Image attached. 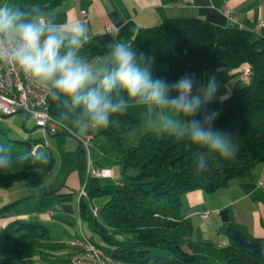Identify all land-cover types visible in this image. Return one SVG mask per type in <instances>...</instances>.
Listing matches in <instances>:
<instances>
[{
  "label": "trees",
  "instance_id": "16d2710c",
  "mask_svg": "<svg viewBox=\"0 0 264 264\" xmlns=\"http://www.w3.org/2000/svg\"><path fill=\"white\" fill-rule=\"evenodd\" d=\"M63 1L15 0L12 4L43 14ZM131 43L154 57L153 75L169 82L186 73L196 76L210 68L251 69L249 85L234 88L223 103L208 105L209 109L220 110L214 127L233 136L238 152L233 160L212 157L207 170L197 171L194 152L199 150L187 148L184 141L174 137L147 133L136 146L124 148L126 133L143 125L145 120L126 111L116 117L118 125L101 130L114 160L121 165L120 177L116 182L81 190L84 194L79 193L77 202L79 220L98 234L107 248L93 242L96 246L125 262L264 264V237H248L236 225L228 224L226 245L198 242L192 236L191 219L182 213V196L186 192L201 189L212 193L232 179L250 177L255 166L264 163V37L251 38L250 31L242 27L222 26L196 17H176L139 28ZM106 50L107 47H96L84 56L93 59ZM48 107L50 115L65 126L54 134H74L71 126L59 118L66 106L48 98ZM0 144L10 149L13 157L35 153L33 145L43 146L42 140L25 144L10 140L1 128ZM54 165L50 152L46 164H34L30 158L17 163L0 171V188L8 189L16 183L49 175ZM132 169L135 171L130 173ZM95 197H105L106 201L96 208L91 203ZM6 209L0 208V216ZM2 241L7 252L4 262L8 263L30 261L25 258L28 251L68 256L73 251L67 253L66 248L70 247L66 241H52L50 229L40 221L23 217L11 220L3 228Z\"/></svg>",
  "mask_w": 264,
  "mask_h": 264
},
{
  "label": "clouds",
  "instance_id": "9594fccd",
  "mask_svg": "<svg viewBox=\"0 0 264 264\" xmlns=\"http://www.w3.org/2000/svg\"><path fill=\"white\" fill-rule=\"evenodd\" d=\"M113 27L111 42L102 56L90 59L81 50L92 39L89 26L80 19L71 24L58 22L35 10L32 12L4 0L0 3V63L19 69L41 88L51 101L66 106L59 118L77 135L107 129L126 113L129 102L145 109L144 124L157 135L184 141L195 148L197 171H205L212 157L236 158L238 148L231 134L214 127L220 110L209 109L213 102L228 97L218 95L215 74L198 83L194 74H184L173 82L153 75L154 57L119 38ZM31 159L46 164L43 150L13 157L0 144V171Z\"/></svg>",
  "mask_w": 264,
  "mask_h": 264
},
{
  "label": "crops",
  "instance_id": "0c3cea01",
  "mask_svg": "<svg viewBox=\"0 0 264 264\" xmlns=\"http://www.w3.org/2000/svg\"><path fill=\"white\" fill-rule=\"evenodd\" d=\"M226 7L229 8L232 18L226 16ZM81 10L86 11L85 17L82 16ZM43 15L53 17L58 22L67 21L71 24L74 20L80 19L88 24L92 39L81 50L82 55L96 47H107V44L112 40L109 32L113 27L120 29V39L132 42L139 28L158 25L167 18L176 17H196L222 26L242 27L250 31L251 38L264 37V28L259 26V22L264 20V0H64L57 7L45 11ZM241 70V67L210 68L195 77L198 83H205L210 75L215 74L220 83L218 95L228 97L234 88L241 87L245 81H248L241 76ZM127 112L145 118V109L131 101ZM142 127L144 128L140 129L144 131H138V136L147 133L156 135L148 131L145 124ZM79 145L82 146L80 141ZM114 162L118 167L117 170L113 169L116 175L111 178L113 180L111 183L119 179V173L122 170L121 165L116 160ZM90 166L99 168L101 165L96 161H91L89 154L84 167L87 172L84 186L81 187V174L73 172L66 177L61 191L76 190L79 192L99 186V180L104 178L96 177L90 173ZM262 171H264V163L256 165L250 177L232 179L225 187L212 193L195 189L182 196V213L191 219L192 236L196 241L211 242L219 246L226 245L228 240L225 228L228 224L236 225L248 237H264V190L256 186V179ZM49 175L39 177H50ZM90 175L95 176V180H91ZM45 196L47 195H42L40 198ZM212 209L218 210V213L209 221L200 219L199 214L202 211ZM50 210L53 212L52 215L48 214ZM40 215L43 221H50L55 212L53 209H48ZM58 215L62 218L61 213L55 216ZM22 216L23 214L19 213H4L3 216H0V230H3L11 220ZM78 237L79 235L67 236L68 239L61 241L67 242ZM69 251H71L70 248L67 253ZM44 255L52 256L51 259L56 260L52 261L54 263L66 262L69 258L67 254L48 253ZM6 257V249L4 250L0 244V264H17L4 262ZM23 264L36 263L30 260Z\"/></svg>",
  "mask_w": 264,
  "mask_h": 264
},
{
  "label": "rangeland",
  "instance_id": "374dc122",
  "mask_svg": "<svg viewBox=\"0 0 264 264\" xmlns=\"http://www.w3.org/2000/svg\"><path fill=\"white\" fill-rule=\"evenodd\" d=\"M15 0H8L13 3ZM2 0L0 3H3ZM250 80L245 81L242 85H249ZM141 126V127H140ZM124 136L123 147L128 148L136 146L141 138L138 136V131H144L140 128V125ZM0 128L7 133L10 140H16L20 143L36 142L42 140L43 146L38 150H43L48 156L50 152L54 158V170L50 173V177H44L39 179L34 178L27 182H19L8 189L0 188V208L7 207L5 213H19L23 214L22 217L40 221L43 225L50 229V239L54 242H60L62 239H68L67 236H86L89 240L99 245L103 249L107 246L101 239V237L92 232L85 222L79 220L77 202L79 199V192L76 190L62 192L63 184L66 177L73 173L79 172L82 184L84 186L87 180V172L85 170V163L88 160V155L91 156V161L100 163L106 175L104 179L99 180L101 185L110 184L115 177L113 169L117 170L118 165L114 162L113 156L109 151L110 145L107 139L101 134V130H91L86 135H79L80 137H89L91 141L87 147L79 145L77 134H43L41 129L37 128L34 121L27 117L24 112H17L8 116L0 117ZM159 136V135H155ZM37 148L33 145V150ZM90 149V150H89ZM84 153V154H83ZM89 153V154H88ZM96 168V167H95ZM135 170H130V173ZM120 174V173H119ZM91 180H95V176L90 175ZM97 187V186H95ZM42 195H47L44 198ZM39 197V198H38ZM106 201L105 197H95L91 200L92 205L99 208ZM48 209H53L55 215L61 213V217L55 216L50 218V221H43L40 213L46 212ZM215 211L205 210L202 212ZM218 211V210H217ZM201 212V213H202ZM58 218V220H57ZM201 219V218H200ZM202 220V219H201ZM2 231L0 230V237H2ZM77 238V239H78ZM71 248L72 253L77 251V247L71 243L66 242ZM1 246L3 241L1 238ZM69 249V248H66ZM52 256L44 255L40 253H34L28 251L25 254V258L32 260L36 264H61L56 261Z\"/></svg>",
  "mask_w": 264,
  "mask_h": 264
},
{
  "label": "built area",
  "instance_id": "2783aa9c",
  "mask_svg": "<svg viewBox=\"0 0 264 264\" xmlns=\"http://www.w3.org/2000/svg\"><path fill=\"white\" fill-rule=\"evenodd\" d=\"M81 14L85 17L86 11L81 10ZM225 14L228 18H232L227 7ZM259 26L264 28V20L259 22ZM106 29H109V27H106ZM250 75L251 69L249 67L242 68L241 76L244 79L247 80ZM17 112L26 113L27 117L34 121L35 126L41 129L43 134H54L65 129L61 122L50 115L46 93L35 85L32 80L25 77L19 69L0 63V116L12 115ZM77 137L82 146H88L89 137ZM40 146L39 144L36 145L37 148L34 147L33 151H36ZM89 172L96 177H105L106 175L102 168L93 166L89 167ZM256 186L264 190V171L257 177ZM80 194H84V191H81ZM96 212L97 209H92V214L95 215ZM52 213V210L48 212L49 215H52ZM217 213V210L203 212L199 214V217L204 221H209ZM69 243L76 246L78 250L73 252L65 263L61 264H134L113 258L83 234L78 239L69 240Z\"/></svg>",
  "mask_w": 264,
  "mask_h": 264
},
{
  "label": "water",
  "instance_id": "95a60500",
  "mask_svg": "<svg viewBox=\"0 0 264 264\" xmlns=\"http://www.w3.org/2000/svg\"><path fill=\"white\" fill-rule=\"evenodd\" d=\"M1 117V116H0Z\"/></svg>",
  "mask_w": 264,
  "mask_h": 264
}]
</instances>
